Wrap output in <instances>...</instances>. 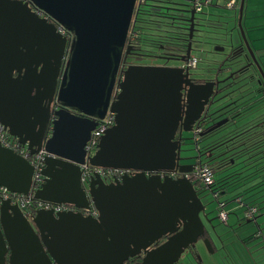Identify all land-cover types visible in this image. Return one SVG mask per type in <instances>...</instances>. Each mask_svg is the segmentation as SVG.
I'll return each instance as SVG.
<instances>
[{
	"label": "water",
	"instance_id": "1",
	"mask_svg": "<svg viewBox=\"0 0 264 264\" xmlns=\"http://www.w3.org/2000/svg\"><path fill=\"white\" fill-rule=\"evenodd\" d=\"M137 6V0H0V123L31 153H46L45 181L34 198L72 207L27 216L0 200V264H126L141 255L135 264H177L204 235L205 205L193 183L161 172L192 171L181 163L189 158L181 155L182 142L192 138L182 134L204 112L214 83H193L186 66L139 64L127 65L117 82L121 59L133 50L127 37ZM243 6L240 0L237 31L251 59L246 66L264 82L242 27ZM182 12L189 13L186 62L196 12ZM107 111L115 123L88 163L135 174L109 183L96 174L84 187L85 145ZM32 176L29 161L0 144V189L28 195ZM91 206L96 217L82 213Z\"/></svg>",
	"mask_w": 264,
	"mask_h": 264
},
{
	"label": "flooded vegetation",
	"instance_id": "2",
	"mask_svg": "<svg viewBox=\"0 0 264 264\" xmlns=\"http://www.w3.org/2000/svg\"><path fill=\"white\" fill-rule=\"evenodd\" d=\"M137 0V4H138ZM167 0H152V2L145 0V3L148 5H151V8L155 11L154 13H148L146 16L148 19V23L151 25H157V26H164L165 24H171L173 27L176 28H185L188 29L189 23L187 22L186 19H183L182 17L184 13L182 12L183 8L180 6H171L166 4ZM190 8H193L192 6H189ZM168 8V9H167ZM170 8V9H169ZM196 12V11H195ZM141 17V16H140ZM133 19V18H132ZM195 21V19H194ZM196 24L194 23V31ZM153 28L154 26H150ZM194 31H193V37L191 40V43L194 41ZM154 30L151 31L150 35L154 34ZM185 34H188L187 31H185ZM181 37V36H180ZM178 37L177 35L173 36H167L166 37V47L168 48L166 51L163 50L160 53H149L148 50H141L140 47H137L139 45L138 42L140 41H135V45L133 48V51L130 53V58H127L125 60L126 64H123L121 67V72L123 69L129 65V64H139V65H161V66H175V67H182L186 66V62H183L181 59L184 57L185 53H178L176 52V49L178 48V45H183L187 44L189 41L188 37L182 38ZM180 39H183V42L179 41ZM186 40V41H185ZM143 44H146L148 46H153L158 48V39L156 37H149L145 41H143ZM162 48V47H161ZM132 57L135 58V60H132ZM242 58V59H241ZM242 63L237 66L236 68H233L232 65L237 64L239 62ZM212 62L215 64V70L214 72H210L209 74L205 76H200L197 75L193 72V69L196 68L197 64H195L194 67L188 68V73H189V78L191 81L195 84H202L207 81H211L214 83V92L213 95L210 97L208 104L205 106L204 112L201 114V116L195 121V123L192 126V131L193 132V137L192 139L186 140L182 142V149L188 150L186 146L192 145L195 150V156L194 157H189L187 156L186 153H182V156L189 157L187 160L181 161L182 164H190L193 166V169L191 172L187 173H182L179 171H174L171 173H165L161 172V176L168 175L172 178H180L184 177L186 179H190V175L195 172V170L202 166V165H211V163H219L221 159L224 157H227L228 155L232 154L235 151H233L234 147L231 145L232 142V137L223 139V134L220 135V133L223 131V129L227 126H234L237 123V120L240 118V115L242 113V108L238 106L240 102V97L243 96V91L248 87L247 82L250 80L249 75H253V82H259V74L255 67L253 65L251 66H246L251 62V59L247 55L243 45L239 43L237 46H232L231 52L228 55L224 54V57L220 60H212ZM251 67L255 70L256 74L248 73L245 75V73L249 70H251ZM227 71L225 75L223 73ZM119 72V71H118ZM244 74V75H243ZM118 76V75H117ZM263 82V81H262ZM260 83V82H259ZM222 122V123H221ZM219 123H221L219 125ZM5 129V128H4ZM198 131L196 132V130ZM236 129V128H235ZM231 129V130H235ZM184 137L190 138L186 133L182 134ZM17 139V138H16ZM18 141V139H17ZM20 143V142H19ZM21 145L22 149H27L29 152V155L32 157L38 153H43L42 156V171L44 169V159L46 156V153L43 151H38L36 153H31L30 150L27 148L26 145ZM192 148V147H191ZM193 150V149H192ZM25 158L26 160L29 161L31 164V157ZM191 159L194 160L191 162ZM190 160V161H189ZM88 164V170L93 172L88 179L85 182H82V185L84 187H87L89 180L91 179L92 176L96 175L97 173L94 172V169L96 167H93L89 165L88 163V158L86 157L85 162L83 163ZM82 164V165H83ZM80 165L82 175L83 173L86 172L84 170V166ZM212 168V167H211ZM108 169V168H106ZM213 169V168H212ZM214 170V169H213ZM212 170V171H213ZM135 172L130 170V171H121V170H114L110 169L107 173L106 176L101 177L106 183L112 182L114 180H119L121 176L123 175H134ZM41 180L45 181V177L42 174ZM194 185V182H192ZM43 185V184H42ZM218 187V186H217ZM224 189L223 191L219 190L221 187H214V186H203V185H198L196 190V193L198 197H200V190H208L213 194V197L215 201L217 202V206L219 202H223L226 205L225 201L220 200V194L226 193L230 191L229 186H222ZM3 192L0 190V200L1 199V194ZM38 199H34L33 202L29 204V208L27 209L28 211L33 214L36 210L38 209H53L55 212L58 211H67L71 210L72 207L69 205L65 204H52L49 203L51 206L49 208H38L37 207V201ZM202 201V200H201ZM203 203V202H202ZM225 208V207H224ZM248 209L246 208L245 213ZM95 212V213H94ZM257 212V210H256ZM255 212V213H256ZM84 215H92L94 217L97 216V211L96 209L91 206L89 210H84L82 211ZM219 213V209H218ZM227 213V212H226ZM244 213V218L249 222L254 219V215L251 218H248ZM31 214H28L31 215ZM26 215V214H25ZM201 220L204 224V235L201 236V238L198 239L195 247H189L188 249L185 250V252L182 254L181 258L177 262V264H189V262L193 259L197 260L199 259L197 251H196V246L200 241H204L207 239L210 243V249L214 252L217 250L215 246V241L214 238L209 230L208 225L210 226L211 220L209 219V214H207L206 207H205V212L200 213ZM218 219L224 223L227 224V218H228V213L226 220H221L218 214ZM213 228V227H212ZM211 228V229H212ZM220 239V236H218ZM165 238L161 239L159 243L163 242ZM221 241V239H220ZM223 246V245H222ZM186 253V255L183 258V255ZM211 253V252H209ZM143 255L141 256H136L134 258H130L126 261V264H135L139 263L142 260Z\"/></svg>",
	"mask_w": 264,
	"mask_h": 264
},
{
	"label": "rangeland",
	"instance_id": "3",
	"mask_svg": "<svg viewBox=\"0 0 264 264\" xmlns=\"http://www.w3.org/2000/svg\"><path fill=\"white\" fill-rule=\"evenodd\" d=\"M178 1L183 9H188L193 5V0ZM226 2V0H213L212 3L203 5L201 12L195 13L196 30L194 31L191 55L196 56L199 60L196 68L193 69L197 75L205 76L214 72L216 66L212 60L222 59L224 54L228 55L231 52L232 46H237L240 43L237 31L238 10L228 8ZM186 14L188 13L186 12ZM141 50H148L149 53L162 52V50L146 44H142ZM132 60L135 58L132 57ZM241 63L242 61L232 66L236 68ZM253 71L254 69L251 67V70L247 71L245 75ZM226 73L227 71L223 75ZM251 117L252 115L238 121L237 126L248 122ZM231 129H235L234 126H228L220 135ZM186 135L192 138L193 132H188ZM186 148H188L187 156L194 157V147L190 144ZM193 161L191 159V162ZM260 181L262 185L250 192H241L239 195L240 188L220 194L219 199L226 202L227 224L222 223L217 217L218 206L213 194L208 190L198 189L212 223L208 227L217 250L209 253L205 244L200 241L195 248L199 259H193L189 264H264V174L246 185L250 186ZM237 195L242 199V206L236 200ZM247 204H252L257 208L254 215L255 220L249 222L244 218L247 208L245 205ZM185 255L186 253L183 258Z\"/></svg>",
	"mask_w": 264,
	"mask_h": 264
},
{
	"label": "trees",
	"instance_id": "4",
	"mask_svg": "<svg viewBox=\"0 0 264 264\" xmlns=\"http://www.w3.org/2000/svg\"><path fill=\"white\" fill-rule=\"evenodd\" d=\"M147 1L152 2V0ZM226 1L228 2V0ZM211 2L212 0L208 4H210ZM166 4L169 5V7L180 6L178 0H167ZM238 6L239 0H236L233 8L235 10H238ZM202 8L199 12L203 10ZM154 12L155 11L151 8V5L146 4L145 0L138 1V6L134 10L133 19L129 27L127 44L132 45L134 48V46H136L135 41H140L138 42L139 45H137V47H140L141 49L143 41L152 36L158 39V49L166 51L168 49L166 47L167 43L165 40L167 36L177 35L178 37L181 36L180 38H182V36H184L183 38L188 37V34H185V31L188 32V29L176 28L171 24H165L164 26H162L163 28L157 25L149 24L146 16H148V13ZM188 18L189 13H184L182 21H184L183 19ZM150 26L154 27L151 28ZM152 30H154V32L156 33L150 35ZM179 41L183 42V39H180ZM186 46L187 44L178 45L176 52L185 53ZM191 52L188 60L191 58H195L197 64L199 60H197L196 56L191 55ZM130 55L131 54L127 55L126 57L123 56V58L121 59L119 72L117 75L120 74L121 67L123 66V64H126L125 60L127 58H130ZM261 67L263 68V66ZM249 77L250 80L247 82L248 87L245 89V91H243V96L239 99L240 102L238 106L242 108V113L240 115V118L237 120V123L238 121H241L242 119L250 115H252V117L248 120V122H243L241 123V125L237 126L236 123L235 130H230L223 134V139L232 137V140H230V142H232L231 145L234 147V155L230 154L227 157L221 159L219 163H211V165H209L211 170L214 169L213 182L210 186H214L216 188L221 187L219 188V190L221 191L226 189L222 187L226 185L231 188L230 191L241 188V190L239 191V195L241 192H250L251 190L262 185L261 181L256 182L255 184L250 186H247L246 184L264 174V82H262L261 77H259L260 83L257 82L258 87H253V75L250 74ZM227 127H225L224 129H226ZM194 187L197 189L198 183L195 182ZM236 200L242 206L241 197L237 195ZM245 206L247 207V209L250 207H254L257 210V208L255 206H252V204H247Z\"/></svg>",
	"mask_w": 264,
	"mask_h": 264
},
{
	"label": "built area",
	"instance_id": "5",
	"mask_svg": "<svg viewBox=\"0 0 264 264\" xmlns=\"http://www.w3.org/2000/svg\"><path fill=\"white\" fill-rule=\"evenodd\" d=\"M211 0H193V8L196 12H199L202 8V5L208 4ZM236 0H228L226 3V6L228 8H233L235 5ZM37 13L41 17L47 18V16L42 13L41 11H37ZM57 31L67 38L68 41L71 39V34L61 25L56 24ZM196 64V59L191 58L186 62V66L188 68L194 67ZM122 79V72L117 76V82ZM119 91V88L117 85H115L114 93H117ZM115 123V114L113 112L107 111L103 119L97 120L96 127L91 131L90 138L87 141L85 145V152L86 157H91L96 150L98 149V143L101 138V136L105 133V131L109 128H111ZM198 129L196 130V132ZM0 144L3 147L12 149L14 152L22 156L23 158L29 157V152L27 149H22L19 141H17L16 138L12 137L8 134V132L4 129V126L0 123ZM42 156L43 153H38L31 157V165L33 167V176H32V184L30 187V192L28 195H20L16 193H10L7 192L5 189H0L3 193L1 194V199L3 200H11L12 203H16L20 209L28 216V214H31L30 211L27 209L29 208V204L34 201V193L36 190H38L42 184L43 181L41 180L42 177ZM84 166V170L86 172L83 173V176L81 177V182H85L88 177L93 174V172L88 170V164L86 163ZM110 169L106 168H99L96 167L94 169V172H96L99 176L103 177L106 176L108 171ZM191 182H196L198 185L203 186H210L213 182V171L210 169L207 165H202L198 167L193 174L190 175ZM37 201V207L39 208H49L51 205L48 202H44L41 200ZM225 204L223 202L218 203V209H219V217L221 220H226L227 213L225 210ZM256 212V209L254 207L248 208L245 215L248 218H251L253 214ZM95 213V212H94Z\"/></svg>",
	"mask_w": 264,
	"mask_h": 264
},
{
	"label": "crops",
	"instance_id": "6",
	"mask_svg": "<svg viewBox=\"0 0 264 264\" xmlns=\"http://www.w3.org/2000/svg\"><path fill=\"white\" fill-rule=\"evenodd\" d=\"M241 22L245 36L264 68V0H244ZM252 73L256 74L255 70ZM252 85L258 87L256 82Z\"/></svg>",
	"mask_w": 264,
	"mask_h": 264
}]
</instances>
